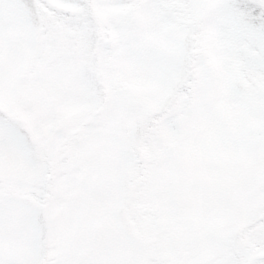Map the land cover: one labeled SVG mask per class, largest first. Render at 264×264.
Listing matches in <instances>:
<instances>
[{
  "label": "snow or ice",
  "instance_id": "obj_1",
  "mask_svg": "<svg viewBox=\"0 0 264 264\" xmlns=\"http://www.w3.org/2000/svg\"><path fill=\"white\" fill-rule=\"evenodd\" d=\"M0 264H264V0H0Z\"/></svg>",
  "mask_w": 264,
  "mask_h": 264
}]
</instances>
